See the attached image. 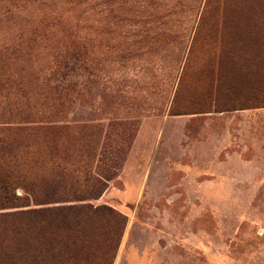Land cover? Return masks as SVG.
Segmentation results:
<instances>
[{
	"label": "rangeland",
	"instance_id": "1",
	"mask_svg": "<svg viewBox=\"0 0 264 264\" xmlns=\"http://www.w3.org/2000/svg\"><path fill=\"white\" fill-rule=\"evenodd\" d=\"M262 96L264 0H0V119L68 127L22 173L112 175L113 264H264Z\"/></svg>",
	"mask_w": 264,
	"mask_h": 264
},
{
	"label": "trees",
	"instance_id": "2",
	"mask_svg": "<svg viewBox=\"0 0 264 264\" xmlns=\"http://www.w3.org/2000/svg\"><path fill=\"white\" fill-rule=\"evenodd\" d=\"M256 91L241 99L260 102ZM15 116L0 119V264H113L127 219L111 207L90 203L101 197L112 175L88 178L70 196L55 176L46 180L23 174L19 160L30 138L57 148L68 127L57 121L39 125L29 121L30 113ZM18 189L23 195H17ZM10 209L21 210L2 213Z\"/></svg>",
	"mask_w": 264,
	"mask_h": 264
}]
</instances>
